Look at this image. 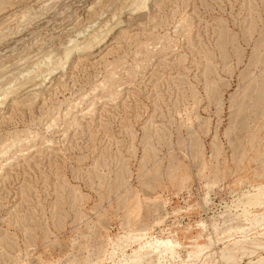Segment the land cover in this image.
I'll return each mask as SVG.
<instances>
[{
	"label": "rangeland",
	"instance_id": "obj_1",
	"mask_svg": "<svg viewBox=\"0 0 264 264\" xmlns=\"http://www.w3.org/2000/svg\"><path fill=\"white\" fill-rule=\"evenodd\" d=\"M134 1L0 0V264H262L264 0Z\"/></svg>",
	"mask_w": 264,
	"mask_h": 264
},
{
	"label": "bare ground",
	"instance_id": "obj_2",
	"mask_svg": "<svg viewBox=\"0 0 264 264\" xmlns=\"http://www.w3.org/2000/svg\"><path fill=\"white\" fill-rule=\"evenodd\" d=\"M147 3V0H135L134 3L132 4L133 5V10H136V9H141L145 7ZM132 7V6H131ZM130 7V8H131ZM6 9V6L5 8L3 7L2 9L0 8V12L2 10H5ZM129 9V8H128ZM132 10V11H133ZM3 12V11H2ZM135 12V11H133ZM24 14V13H23ZM115 17V14L113 15ZM112 17V18H114ZM107 24V23H105ZM105 27L108 26V25H104ZM102 28V27H101ZM99 30V29H97ZM100 31V30H99ZM95 33V32H94ZM101 32H99L100 34ZM103 33V32H102ZM101 33V34H102ZM81 34V33H80ZM108 34V32L106 33ZM78 35V34H77ZM82 35V34H81ZM80 35V36H81ZM103 35H105L103 33ZM103 35H101L100 37H103ZM85 38V37H84ZM104 38V37H103ZM73 42V40H71ZM82 41V40H81ZM101 41V38H99V35L96 33V34H91L90 37L87 39L86 42H84L82 45L78 44V43H81V42H78V43H70L72 45H70L65 51H64V56L63 58H61V60L59 59V63H55L53 64L49 69H48V74H52L54 71H56L57 69H59L60 67H62L64 65V63L66 62V60L69 58V56L76 52V51H80V50H84V49H91L94 45H98V43H100ZM102 42V41H101ZM54 60V59H53ZM52 61V60H51ZM33 71V70H32ZM45 73H43L42 75H44ZM47 74V73H46ZM47 76H50L48 75ZM30 75V74H29ZM39 77V76H38ZM37 77V78H38ZM41 77V75H40ZM39 77V78H40ZM36 78V79H37ZM13 84V83H12ZM14 90L10 89V88H6L4 90V92L2 93V98H0V104H2L4 102V100H6V98H8L9 94H11ZM188 120V118H187ZM12 146V145H11ZM260 195V194H259ZM248 199L246 201H244L243 203L248 205L249 207L248 208H245L241 213L239 214H236V215H232L227 221H224V222H217L215 224H213V228L214 230L216 231L215 234L218 235L219 239H221V236L220 234L221 233H227V232H230V231H233L235 229L238 228V226L240 224H243L244 223V220L247 218L249 212L252 210V206L253 205H256L258 203H260V200L261 197H258L257 195L253 196V198L251 199L249 196H247ZM252 197V196H251ZM242 203V204H243ZM241 205V204H240ZM245 207V206H244ZM228 218V217H227ZM208 234H211L212 231L210 229H207L205 228L204 229ZM240 257V256H239ZM222 260H223V263L222 264H228L229 262L231 261H236L237 260V257L235 256L234 252L230 251V250H224L223 252V255H222ZM259 259V258H258ZM259 260H262V264H264V257L260 258ZM247 264H254L252 261L251 262H248Z\"/></svg>",
	"mask_w": 264,
	"mask_h": 264
}]
</instances>
